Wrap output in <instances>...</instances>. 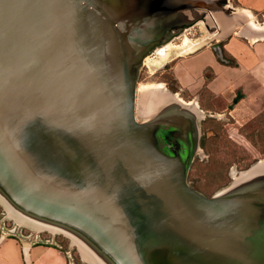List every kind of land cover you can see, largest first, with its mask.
<instances>
[{
    "label": "water",
    "instance_id": "95a60500",
    "mask_svg": "<svg viewBox=\"0 0 264 264\" xmlns=\"http://www.w3.org/2000/svg\"><path fill=\"white\" fill-rule=\"evenodd\" d=\"M142 2L0 0V193L109 264H264V171L207 196L189 111L136 114L160 23L229 1Z\"/></svg>",
    "mask_w": 264,
    "mask_h": 264
},
{
    "label": "rangeland",
    "instance_id": "374dc122",
    "mask_svg": "<svg viewBox=\"0 0 264 264\" xmlns=\"http://www.w3.org/2000/svg\"><path fill=\"white\" fill-rule=\"evenodd\" d=\"M209 1L214 3L219 0ZM227 1H229V7L227 8L233 6L239 7L240 3L238 0ZM223 9L222 6H218L209 10L205 7L197 8L196 10H182L180 17L183 22H198V25L194 28H189L185 25L186 28L183 27L185 30L182 31V35L188 33L187 35L190 36V38L201 37V39L204 40L208 35L213 37L212 28L215 29L220 24L222 30L229 25L227 24V20L224 19ZM204 15H206V19L203 18ZM236 16L244 17L243 14H238ZM260 18H262L261 15ZM187 29L189 30L186 32ZM181 40L182 37L172 43H180ZM207 41L210 40L208 39ZM201 43L195 46L190 52L182 54L170 51L165 58L155 52L147 56L139 72L136 95L137 103L140 97L143 98L151 92L163 90L172 96L176 103L183 106H186L188 102H199L200 95L202 94L206 98L203 109L210 107L213 103L212 98L210 97L211 100H209L205 95L206 92H204L207 87V82L204 80L205 70L201 67H191L189 63V60L193 58L192 56L194 54L209 51V45ZM214 75L211 73V76ZM217 90L221 92L220 88H217ZM145 92L148 94H144ZM236 93L242 100L236 109L232 111L233 116L228 114L225 110L224 114L222 113L220 117L199 119V124L203 127L201 145L212 142H223L227 145L224 151H222L225 168L226 170L228 169L226 173L227 176L225 177V180H229H227V183H225L226 181H205L204 178L210 176V173L207 172L209 168L207 166L210 162L208 161V157L205 156L208 152H202V150L199 149L198 153L195 155L196 162H194L191 167L188 181L192 187L207 196H212L228 187L233 182V178L238 176L239 172L246 170L258 160L264 159V94L260 96L259 91H247L243 88L237 89ZM139 119H141V121L149 120V118ZM213 125H219V127L214 129L212 127ZM200 147L204 149V146ZM202 157L203 160H200ZM203 168H206V171H204ZM26 230L28 234L32 233L31 239L23 238L21 232L27 233ZM62 230L61 232L53 229H41L29 226L25 220L17 215L14 210L0 198V236L15 237L17 239L21 238L26 242H30L36 237V239L43 241H52L60 245L62 249L68 250V252L71 253L74 264H99L92 257L88 256L71 238L75 237L73 233L64 229Z\"/></svg>",
    "mask_w": 264,
    "mask_h": 264
},
{
    "label": "crops",
    "instance_id": "0c3cea01",
    "mask_svg": "<svg viewBox=\"0 0 264 264\" xmlns=\"http://www.w3.org/2000/svg\"><path fill=\"white\" fill-rule=\"evenodd\" d=\"M239 7L226 6L224 19L228 26L221 30L227 38L225 50L233 64H219L209 50L194 54L191 67L202 68L208 74L211 67L218 77L209 86L229 96L233 88L259 91L264 94V0H238ZM243 14L244 17L236 16ZM260 15L262 18H260ZM217 87V88H216ZM37 238V237H36ZM23 241L0 236V264H74L68 250L55 242L40 239Z\"/></svg>",
    "mask_w": 264,
    "mask_h": 264
},
{
    "label": "flooded vegetation",
    "instance_id": "af4514ba",
    "mask_svg": "<svg viewBox=\"0 0 264 264\" xmlns=\"http://www.w3.org/2000/svg\"><path fill=\"white\" fill-rule=\"evenodd\" d=\"M143 1H146V0H143ZM141 3H143L142 0H139L140 25H141ZM176 11H177V8L174 9V12L170 15V17H172V19L170 21H168V22L163 21L162 23H160V27H162L163 30L160 33V36L157 39H155L152 43V44H154L153 53L156 51L157 48L163 47L164 45L166 46L167 43H169V41L171 43V42H174L177 39L181 38L183 36L182 31L185 30L186 26H188L189 28H194L196 25H198V22H191V21L186 22V23L183 22L181 20V17L180 16L178 17V15L175 14V13H177ZM183 27H185V28H183ZM212 29H213L212 30L213 37H211L210 35L206 36L205 40H203L202 43H204V45H206V44L209 45V50L213 54L214 59L219 64H225L227 62V59L229 60V62L231 64H233V62H234L233 57L227 55V52L225 50V45L227 44V42H226L227 38H224L223 32L219 31L218 27L215 29L214 28H212ZM188 30L189 29H187L186 32ZM199 38H201V37L192 38V39L199 40ZM208 39L210 41H207ZM208 70L211 71L210 74H208L206 71L204 72V80H205V82H207L206 83L207 87H206L204 92H206L205 95H206V97H208L209 100H211L210 97L212 98L213 103L211 104V106L206 108V109H203V104H204V102H206L205 101L206 98L204 95L201 94L200 98H199L200 99L199 102H196V103L188 102V103H186V106L182 105L179 108L181 109L182 107H184L188 111H191V110L194 111V114H191V115H192L193 119L195 120V123L197 126V134H198L199 138L197 140V144H196L195 152L193 155V161H192L191 167H192L193 163L196 162L195 155H196V153H198V150L201 149L202 152L207 151L208 153L205 154V156L208 157V161L210 162V164L207 167L211 168V171L213 174L208 176V177H205L204 179H205V181H217V180H222V178L224 177V167L219 165L217 168V164H216V162H214V160H215L214 150L224 149L225 145L221 144V145H217V147H214L215 145H209L210 147L206 146L205 144L201 145L202 144L201 140H202V133H203L202 129H203V127H202V125L199 124V119H202V118L207 119L208 117H210V118L211 117H220V115H222V113L224 114L225 110L227 111L228 114L233 116L232 111H234L236 109V107L241 102L242 98H240L238 96V94L236 93V90L238 88H233V90H232L233 94H230L229 96H226L222 92H219L218 90L211 88L209 86V84L212 81L216 80L218 75H217V71L215 69L210 67ZM211 73L213 75L214 74L215 75L211 76ZM137 108H138V106L136 103V111L138 110ZM166 111H169V110H166ZM220 111H221V113H220ZM137 118L139 121H141V119H139L138 115H137ZM143 121H145V120H143ZM200 146H204V149H202ZM200 160H203V157L200 158ZM191 167H190V170H191ZM189 175H190V171H189ZM217 177H220V178L217 179ZM26 232L27 233L21 232L23 238L31 239L30 237H31L32 233L28 234L27 230H26ZM19 239H21V238H19Z\"/></svg>",
    "mask_w": 264,
    "mask_h": 264
},
{
    "label": "bare ground",
    "instance_id": "6f19581e",
    "mask_svg": "<svg viewBox=\"0 0 264 264\" xmlns=\"http://www.w3.org/2000/svg\"><path fill=\"white\" fill-rule=\"evenodd\" d=\"M187 34L182 36V40L180 41V43L171 42L167 44L166 46L164 45L163 47L157 48L155 53H158L163 58H165L167 57L170 51H173V53L176 52L179 54L190 52L195 46L199 45L204 40L201 38H199V40H193ZM146 93L147 92H145L144 94ZM177 104L178 103H176L173 100V97L170 96L168 93L164 92L163 90H157L153 93L151 92L149 95H146L143 98L140 97L138 99V103H137L138 110L136 114L138 115L139 118L147 119V118H150L156 115H162L163 112H165L166 110L175 109ZM188 113L194 114V111L191 110ZM259 171H264V162L260 164L259 166L255 167L254 169H252L251 171L242 173L240 177L237 176L235 178V181L237 182L240 179L246 178L250 174L257 173ZM0 198H2L14 210V212L17 215H19L23 220H25V222H27L29 226H32V227L34 226V227H38L41 229L42 228L53 229V230H58L61 232L63 231L62 229L70 231L71 233L75 235V237H71V236L70 237L79 245L80 248H82L87 253L88 256L92 257L99 264H109L108 262H105L100 256L95 255L93 253V249H92L93 247L91 246V244L83 240L74 231L69 230L68 228L64 226L54 224L51 222H47V221L41 220L39 218H35L33 216H29L21 212L11 202H9V200H7L1 193H0Z\"/></svg>",
    "mask_w": 264,
    "mask_h": 264
},
{
    "label": "trees",
    "instance_id": "16d2710c",
    "mask_svg": "<svg viewBox=\"0 0 264 264\" xmlns=\"http://www.w3.org/2000/svg\"><path fill=\"white\" fill-rule=\"evenodd\" d=\"M214 129L215 128H217V127H219V125H213L212 126ZM215 138V137H214ZM210 145H215L214 147H217V145H225V147L227 146L226 144H224L223 142H212V143H209ZM209 144H205L206 146H209ZM210 147V146H209ZM225 149V148H224ZM224 149H216V150H214V152H215V156H214V158H215V160H214V162H216V164H217V168H218V166L219 165H221V166H223L224 167V177L222 178V180H217V181H214V182H223V181H226L225 183H227L229 180L228 179H226L225 180V177L227 176L226 175V173H227V170H226V166H225V163H224V159L222 158V151H224ZM203 170L204 171H206V168H203ZM207 172H209L210 174L209 175H212L213 173H212V171H211V168H208V170H207ZM220 177H217V179H219ZM228 180V181H227ZM224 184V183H223ZM225 185V184H224Z\"/></svg>",
    "mask_w": 264,
    "mask_h": 264
},
{
    "label": "built area",
    "instance_id": "2783aa9c",
    "mask_svg": "<svg viewBox=\"0 0 264 264\" xmlns=\"http://www.w3.org/2000/svg\"><path fill=\"white\" fill-rule=\"evenodd\" d=\"M2 237V236H1ZM69 253V255L71 256V253L70 252H68Z\"/></svg>",
    "mask_w": 264,
    "mask_h": 264
}]
</instances>
